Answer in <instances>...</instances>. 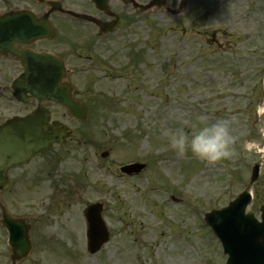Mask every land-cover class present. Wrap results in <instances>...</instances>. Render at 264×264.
Returning a JSON list of instances; mask_svg holds the SVG:
<instances>
[{
    "label": "rangeland",
    "instance_id": "1",
    "mask_svg": "<svg viewBox=\"0 0 264 264\" xmlns=\"http://www.w3.org/2000/svg\"><path fill=\"white\" fill-rule=\"evenodd\" d=\"M190 1L179 16L154 9L135 17L125 10L131 22L87 45L85 83L77 81L95 106L82 126L86 145L63 151L51 167V185L5 197L9 212L32 224L34 249L20 264H222L204 215L250 187L256 163L261 174L249 209L260 215L264 120L256 106L264 102V0ZM214 31L219 44L209 47L203 38ZM139 52L145 60L135 65L131 53ZM218 118L232 120L229 157L209 164L171 147L170 130L191 132ZM104 151L110 152L105 159ZM137 161L147 164L146 174L121 175V165ZM95 202L104 203L111 240L90 256L84 210ZM5 240L0 228V264H10Z\"/></svg>",
    "mask_w": 264,
    "mask_h": 264
},
{
    "label": "flooded vegetation",
    "instance_id": "2",
    "mask_svg": "<svg viewBox=\"0 0 264 264\" xmlns=\"http://www.w3.org/2000/svg\"><path fill=\"white\" fill-rule=\"evenodd\" d=\"M117 5H120V10L116 9ZM109 6L107 14L92 0H0V125L4 126L14 117H25L39 107L38 100L31 93L25 94L24 101L19 100L18 90L14 88L18 79L41 73L34 69L49 67L45 63L36 65L33 60L37 56L48 60L52 56L61 57L76 93L82 92L77 81L85 83L86 61L91 53L87 46L90 36L95 35L99 41L108 40L120 31L126 21L123 9L133 10L119 0H110ZM114 13L119 18L111 15ZM78 14L90 18L79 17ZM103 24H108L104 25L105 29L113 26L114 31L100 36ZM216 40L213 34L212 42ZM45 107L51 111L52 120L58 114V119L63 122L71 120L63 108L54 104H45ZM74 140L71 139L66 147L82 146L85 142L84 136ZM62 150L61 146H53L23 168L10 170L7 174L8 190L49 183L51 167L63 159L57 153Z\"/></svg>",
    "mask_w": 264,
    "mask_h": 264
},
{
    "label": "water",
    "instance_id": "3",
    "mask_svg": "<svg viewBox=\"0 0 264 264\" xmlns=\"http://www.w3.org/2000/svg\"><path fill=\"white\" fill-rule=\"evenodd\" d=\"M63 73L64 71L61 70V72L55 76L32 78L29 90L37 95L40 101L47 100L61 104L69 110L74 118L85 120L87 117V111L83 105L73 100L71 88L62 82ZM29 121H31L29 123L33 126L31 132H15V134L13 133V136H9L12 144L15 145V148L17 146L19 151V155L13 156V158L3 156V128H0V189H3V161H7L8 163H17V161L21 160L26 161L34 155L43 153L53 143H65L66 138L71 135L69 129L58 122L50 125L49 115L43 109H40L34 114V116L30 117ZM25 124L26 122L24 121L19 122L18 124L21 126V131L23 132ZM10 140H8V143H10ZM15 148H13L12 152ZM136 167L137 166H131L130 169L134 170ZM256 176L257 173L254 172L253 180H255ZM249 202L250 197L247 192H245L227 209L210 213L207 216L208 223L214 228L218 236L224 241L225 245L230 246L229 244L233 241V237L230 236L236 231H240V234L245 233L248 236H258V238H261L264 243V221L262 224H258L253 217V213H249L248 215L245 214ZM262 212L264 220V207L262 208ZM86 216L89 223L88 236L90 238V247L94 253L101 249L102 245L108 241L109 237L101 219L100 205L89 207ZM4 218V222L8 226L13 238L14 255L17 258H20L26 254L28 250L25 225L23 221L14 220L7 215H5ZM221 218L222 221L220 220ZM228 230L231 231L230 235L225 234ZM240 244V242H236L231 245V247L232 250L238 252V255L242 258L244 264H258L250 259L246 260V257H249L253 252L241 251ZM246 245L252 246L253 243L248 242L245 243L244 246ZM226 251L231 256L237 253L236 251ZM260 256H262V258L264 257V251L260 253ZM262 258L259 260L261 261Z\"/></svg>",
    "mask_w": 264,
    "mask_h": 264
},
{
    "label": "clouds",
    "instance_id": "4",
    "mask_svg": "<svg viewBox=\"0 0 264 264\" xmlns=\"http://www.w3.org/2000/svg\"><path fill=\"white\" fill-rule=\"evenodd\" d=\"M256 114L264 120V102L257 104ZM199 119L206 121L208 118L200 116ZM232 131L230 118H218L200 127L193 125L191 132L184 128L170 130L169 143L178 154H185L190 150L200 160L215 164L231 155L234 141Z\"/></svg>",
    "mask_w": 264,
    "mask_h": 264
}]
</instances>
